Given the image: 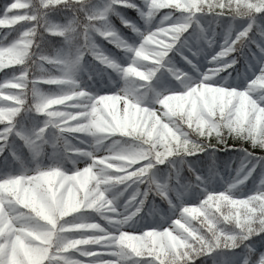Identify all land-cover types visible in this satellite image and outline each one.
<instances>
[{"label":"clouds","instance_id":"clouds-1","mask_svg":"<svg viewBox=\"0 0 264 264\" xmlns=\"http://www.w3.org/2000/svg\"><path fill=\"white\" fill-rule=\"evenodd\" d=\"M6 7L0 255L264 264V0Z\"/></svg>","mask_w":264,"mask_h":264},{"label":"trees","instance_id":"trees-1","mask_svg":"<svg viewBox=\"0 0 264 264\" xmlns=\"http://www.w3.org/2000/svg\"><path fill=\"white\" fill-rule=\"evenodd\" d=\"M26 0H11L10 4H19L24 3ZM183 2V0H181ZM190 3L194 5H199L201 0H189ZM9 4V0H0V21H6L7 17L11 16L13 12H22L24 11L21 8L17 7H6ZM197 8H194L193 11H197ZM6 29L0 28V33H3ZM2 75V73H0ZM106 109L109 108V104L105 102ZM2 142V141H0ZM92 178L85 179L83 176H80L77 178V184L78 186L82 187L83 194L84 191H87V188L92 184ZM44 184L49 188V195L55 196L59 190L62 189L63 185H57V177L56 176H49L44 180ZM66 199L68 198V194L65 193ZM38 203V201H37ZM2 205H0V209H2ZM8 227V224L5 223L3 225V229H0V231H3ZM31 237L33 239H38L35 234H31ZM100 248V247H98ZM97 248V249H98ZM16 249H18L19 254L21 257H23V264H46L47 260L49 259V256L46 252H41L38 249H33L25 244V242L22 239H19L16 243ZM16 249H14L9 254V264H21V261L17 258Z\"/></svg>","mask_w":264,"mask_h":264},{"label":"rangeland","instance_id":"rangeland-1","mask_svg":"<svg viewBox=\"0 0 264 264\" xmlns=\"http://www.w3.org/2000/svg\"><path fill=\"white\" fill-rule=\"evenodd\" d=\"M110 108H111V105H110V104H109V108H108V109H106V106H105V111H106V112L109 111ZM82 176H83L85 179H90V178H91L90 175H82ZM97 254H104V255H106V254H107V249L104 248V247H100V248L97 249Z\"/></svg>","mask_w":264,"mask_h":264},{"label":"snow or ice","instance_id":"snow-or-ice-1","mask_svg":"<svg viewBox=\"0 0 264 264\" xmlns=\"http://www.w3.org/2000/svg\"><path fill=\"white\" fill-rule=\"evenodd\" d=\"M11 0H9V4ZM0 264H9V256L0 255Z\"/></svg>","mask_w":264,"mask_h":264}]
</instances>
